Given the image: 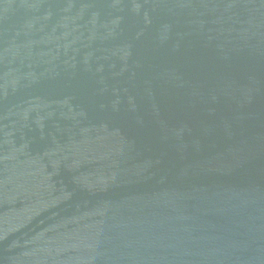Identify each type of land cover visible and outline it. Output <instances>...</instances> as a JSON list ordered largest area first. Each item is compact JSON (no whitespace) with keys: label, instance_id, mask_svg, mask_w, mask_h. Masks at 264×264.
<instances>
[{"label":"water","instance_id":"water-1","mask_svg":"<svg viewBox=\"0 0 264 264\" xmlns=\"http://www.w3.org/2000/svg\"><path fill=\"white\" fill-rule=\"evenodd\" d=\"M0 264H264V0H0Z\"/></svg>","mask_w":264,"mask_h":264}]
</instances>
